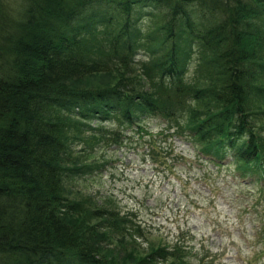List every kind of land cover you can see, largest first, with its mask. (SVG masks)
Returning <instances> with one entry per match:
<instances>
[{
    "label": "trees",
    "instance_id": "obj_1",
    "mask_svg": "<svg viewBox=\"0 0 264 264\" xmlns=\"http://www.w3.org/2000/svg\"><path fill=\"white\" fill-rule=\"evenodd\" d=\"M261 77L264 0H0V264H149L112 261L120 210L65 188L91 118L179 115L205 159L264 183Z\"/></svg>",
    "mask_w": 264,
    "mask_h": 264
},
{
    "label": "rangeland",
    "instance_id": "obj_2",
    "mask_svg": "<svg viewBox=\"0 0 264 264\" xmlns=\"http://www.w3.org/2000/svg\"><path fill=\"white\" fill-rule=\"evenodd\" d=\"M255 99L249 98L252 108L262 104L253 105ZM113 121L89 119L93 131L86 136L93 141L73 145L65 182L70 194L89 197L91 205L120 210L128 230L119 251L108 248L112 261L147 255L145 262L159 264L152 249L161 245L182 251L188 264H264V183L238 176L232 164L207 161L180 133L179 115L181 127L156 115L127 126Z\"/></svg>",
    "mask_w": 264,
    "mask_h": 264
},
{
    "label": "bare ground",
    "instance_id": "obj_3",
    "mask_svg": "<svg viewBox=\"0 0 264 264\" xmlns=\"http://www.w3.org/2000/svg\"><path fill=\"white\" fill-rule=\"evenodd\" d=\"M76 29H77V28H76ZM90 258H91V256H90ZM90 258H89V259H90ZM88 261H89V260H88ZM92 261H93V260H92Z\"/></svg>",
    "mask_w": 264,
    "mask_h": 264
}]
</instances>
